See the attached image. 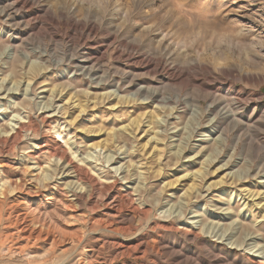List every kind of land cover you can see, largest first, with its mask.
<instances>
[{"label":"rangeland","instance_id":"374dc122","mask_svg":"<svg viewBox=\"0 0 264 264\" xmlns=\"http://www.w3.org/2000/svg\"><path fill=\"white\" fill-rule=\"evenodd\" d=\"M2 8L0 50L12 43L19 53L0 62V81L4 78L3 85L16 89L7 98L1 97L6 91L0 94V108L6 109L0 113V163L5 164L0 174L22 180L0 198V264H27V251L33 252L34 264H184L185 257L196 254L202 258L198 264H208L203 255L212 238L186 223L199 206L203 209L196 219L212 221L211 204L225 197L217 199L218 193L212 192L190 202L181 215L180 201L191 193L184 194L185 180L176 179L191 169L187 159L199 136L183 139L188 146L181 153L167 144L148 154V131L140 129L149 118L153 129L161 128L158 115L169 131L177 127L172 139L176 144L206 118L202 113L212 97L226 102L234 95L247 101L260 96L264 105V79H238L241 71L264 69V0H0ZM71 58L89 59L96 75L81 77ZM215 58L233 65L231 76L209 73ZM27 80L30 90L24 94ZM140 86L144 90L136 91ZM52 88V97L55 92L57 96L51 99L47 90ZM148 88L158 89L161 102L143 99ZM70 93L81 108L64 102ZM115 93L136 94L138 101L123 97L113 106ZM46 101L50 108L39 109ZM181 104L190 110L180 111ZM23 109L35 141L4 143L12 132L7 119L19 111L24 116ZM136 124L135 134H130ZM161 135L164 143L168 135ZM234 136L233 131L228 134V148ZM243 137L262 147L264 130L251 128ZM30 141L46 147L33 148ZM91 144L98 148L91 149ZM47 147L67 150L88 171L92 184L83 179L81 192L72 196L65 184L76 178L45 167ZM241 147L239 141L237 152ZM83 156L91 161H79ZM216 157L225 160L228 154L222 151ZM34 161L43 172L31 168ZM115 166L122 168L115 171ZM22 212L46 230L41 240L21 251L24 241L12 236V221ZM176 214L181 217L173 218ZM227 222L219 219V225Z\"/></svg>","mask_w":264,"mask_h":264},{"label":"bare ground","instance_id":"6f19581e","mask_svg":"<svg viewBox=\"0 0 264 264\" xmlns=\"http://www.w3.org/2000/svg\"><path fill=\"white\" fill-rule=\"evenodd\" d=\"M15 1L17 2V0ZM14 4H15L14 1L9 3V9H13ZM5 10L6 9L2 8L0 12L4 13ZM9 36H12L11 39L13 40L15 39V35H13L12 32L11 34L9 33ZM251 44L254 46L253 40L251 41ZM15 50L16 48L12 43H10L9 45H5V47L0 50V62L2 59L9 58L10 56H13L12 54L18 52V51L15 52ZM25 53L26 52H24V54ZM21 54L23 55V53ZM73 60L74 58H71L70 62L73 64L75 72H78L81 77L91 78L94 76L95 73L93 70V65L88 64V62H86L89 59L86 58L83 60H74V61ZM209 66L211 68V71H209V73L212 74L221 73L231 76L234 71L233 65L227 61H223L222 58L213 59V61L209 63ZM263 70L264 69H261L262 72H257V73L241 71L239 73L238 79L246 83H250L252 81L255 83L260 82L262 79H264ZM4 81H5L4 78H2L0 81V94L6 91L1 97L7 98L9 94L14 92L16 89H14L13 86L6 87L5 85H3ZM26 82L27 83L22 92L24 94H27L30 90L29 89L30 81L27 80ZM140 90H141V86L140 89L137 88L136 91H140ZM230 90L232 92L233 87L228 88V91ZM47 91L50 92L49 95H51V99L57 96V92H55V95H53L52 97V94H54L53 88L48 89ZM62 92H63L62 90H59L58 94ZM144 93H143L144 94L143 99L145 100L148 98L155 100L158 99L159 102H161V99H159L160 96L158 94L159 92L157 88H153V89L148 88V90L144 91ZM111 94H114V92H111ZM72 95L73 93L72 94L70 93L64 102L71 101L70 102L71 107L78 106L79 108H81V105H79V103H75V101H77V98L72 99L75 98L76 95L74 96ZM135 96L137 95L131 94V96L130 95L118 96L115 93L114 97L117 98V101L116 103L113 104V106L116 105L123 97H125V101L126 100L138 101L135 98ZM240 97L234 95L226 102L220 101L217 97H212L208 103L207 108L204 110L205 112L202 113V115H204L202 117L203 118L206 117L204 120L202 119L205 122L201 120V122L196 123L193 129H191V132L187 133V136L186 135L183 136V133L185 131H182L181 134L183 137H181V139L179 140L176 139L178 141L176 144L173 143L174 141L172 139L174 138V136L178 135L177 127H173L174 129L172 128L173 130L169 131V128H167L166 123L160 121L161 118H159L160 116L158 117V115L156 116L155 119L161 128L153 129L152 125L150 124V118H149L145 121V123H143L145 124L144 127L140 129V131L143 132L148 131V133L146 134V140L144 142V144L147 143L148 141L150 142L149 147L151 149L148 154L153 153L154 149L157 148L160 149L163 147H167L168 145L169 147H172L175 150V152L181 153V151L184 148H186V146H188L186 145L187 141L185 140L192 137V134H194V136H199L198 139L195 140L194 148L193 149L191 148L192 149L191 152L193 154L190 155L187 159V161L191 165V169L183 170V172L182 173L180 172L181 174L176 179H179L180 183L182 181L184 182L185 180V182L183 183V185H186L184 187V194L189 195L188 192L191 193L188 199H185L187 201H180L181 204L180 207L182 212V213L180 212L181 215L184 214L186 210L189 209L188 207L190 202L192 201L196 202L199 199H204L206 198L207 195L211 194L212 192L218 193L216 195L217 199L220 196L225 197L224 198L225 201L223 202L220 201H217L215 203L212 202L213 204H211V207L213 208V212L209 213L210 217L213 218L212 221H208L207 219H203V218L200 220L196 219L198 216L201 215V209H203V206H199V208H197L195 211L194 209L192 211L195 212V214L190 216L192 218L191 219L192 221L189 222V224L186 223L188 226L192 227L193 229L196 228L197 230L204 232L206 235L212 238V240L207 242L208 243L206 244L207 246L205 245L207 248L203 255L204 259L205 258L208 259L207 260L208 264H264V143L262 147H255V145H253L252 143L245 142L243 137L244 131H247L251 128L258 127L261 130H264V105L262 104V100L260 96H257L256 98H253L248 101L246 99H241ZM26 100L29 101L30 103L31 101H33L32 97L26 98ZM180 100L181 99H178V104H180ZM162 101L165 102L166 100L162 99ZM163 106L164 105L162 106L158 105L156 106V108L159 109L162 108ZM49 108L50 105L47 103V101L42 105V107H39V109H45V110ZM186 108H188L186 104L179 105L180 111H183ZM5 110L6 109L1 110L0 108V113L4 115ZM23 112H25L24 116H21L22 114L19 111L12 113L11 118L7 119V121L14 120V122L10 121L8 123L10 125V131L12 132L10 136L3 139L4 143L10 140L12 141L13 144H16L18 141L23 139L33 140L35 138V130H30V127L32 126V124L30 123V119H28L27 121L23 120L24 118H27L26 110L23 109ZM2 114L0 115L3 116ZM0 120H4V118L2 119L0 118ZM138 126L139 124H136L129 133L134 135ZM29 131L30 133H28ZM231 131L235 133L234 145L228 148L227 147L228 134ZM161 134H165V136L168 135L167 140L170 141H168V143L167 140L164 143L160 142L163 140V136ZM239 141L242 143V147L237 152ZM31 143L32 144L30 145L33 148L46 147L44 143L41 145H37L33 141ZM11 147H15V146H11ZM51 147H47V151L49 155H48V161L46 163L47 165L45 167L47 169L49 168L53 172L58 170L61 173L60 175L61 177L63 176L64 172H66V174L69 173L73 174V177L76 178L75 181L71 180L69 182H66L65 184L66 189L68 190V192H71L72 196L81 192V188H82L81 181L83 179H85L87 182L92 184L94 180L90 176L88 171L83 170L78 164H75L72 158L68 157L67 150L51 148ZM90 147H92L91 149L98 148L97 145H92V144ZM222 151L227 152L228 154L227 159L217 160L216 155L217 154L219 155ZM76 152L77 151H74V153ZM76 157L77 156H75V158ZM112 157H113L112 154L109 155L105 161L106 162L111 161ZM78 160L91 161L89 160V157L87 158L84 156L78 158ZM3 165L5 164L0 163V167H3ZM33 165L34 166H32L31 168L42 170L41 169L42 167L36 161H34ZM235 167H237V169H234ZM113 168L115 171H117L122 167L115 166ZM136 172L139 173L140 171L136 170ZM1 175L2 174H0V198L5 197L6 192L9 191L12 187H15L17 180L20 181L22 180L21 177H19L18 179H10L7 178V176L5 179H3ZM121 194L118 195L119 199L122 198ZM173 205L174 204L170 206L169 210L172 208ZM224 205L225 207H223ZM234 211L236 212L235 214L233 213ZM145 214L143 211L142 215ZM239 214L241 216H239ZM25 215L26 213L24 212L18 213L15 216V219L12 221V223L15 226L14 227L15 231L12 233V236L15 235L17 239L24 241V245L19 248L21 251L25 247L33 246L34 244H36V241L41 240L42 233L44 232V230H46L43 224L37 225L33 220H27ZM180 217L181 216L178 214L173 216V218H177V219ZM219 219L227 220L228 222L223 225H219L220 224ZM175 229L177 230L178 228ZM44 235L47 236L48 233H45ZM192 235L196 236L195 234ZM57 238L59 237L57 236ZM53 242H55L54 239ZM140 255L142 254L140 253ZM25 261L27 264L35 263V256L32 251L25 252ZM200 261H202L201 254H196L194 257L192 256L185 257L184 264H198L197 262Z\"/></svg>","mask_w":264,"mask_h":264},{"label":"trees","instance_id":"16d2710c","mask_svg":"<svg viewBox=\"0 0 264 264\" xmlns=\"http://www.w3.org/2000/svg\"><path fill=\"white\" fill-rule=\"evenodd\" d=\"M263 91H264V87H263Z\"/></svg>","mask_w":264,"mask_h":264}]
</instances>
